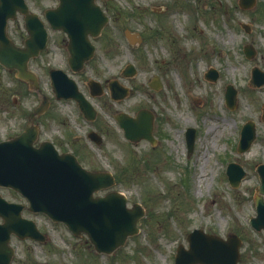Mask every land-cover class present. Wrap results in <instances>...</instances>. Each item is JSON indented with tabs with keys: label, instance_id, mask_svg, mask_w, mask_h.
Wrapping results in <instances>:
<instances>
[{
	"label": "rangeland",
	"instance_id": "obj_1",
	"mask_svg": "<svg viewBox=\"0 0 264 264\" xmlns=\"http://www.w3.org/2000/svg\"><path fill=\"white\" fill-rule=\"evenodd\" d=\"M117 1L124 15L119 16L115 30L127 25L143 32L146 39L133 47L115 31L117 47L113 45L110 52L113 70L134 63L138 75L129 78V83L139 87L115 107L108 98L110 106L102 109L110 123L105 142L94 143L92 154H82L81 159L90 169L112 171L116 183L111 188L124 193L129 206L138 202L144 207L140 231L113 253H97L86 234L74 235L63 223L26 211L24 215L39 223L48 240L12 238L15 264H175L178 245L188 247L187 234L194 228L224 238L236 233L242 238L239 264H264V230H256L250 223V217L256 215L260 184L257 166L264 162V118L260 117L264 85L249 84L252 67L264 70V0L248 9L239 0ZM28 3L43 16L56 0ZM159 7L166 9L163 16L157 14ZM245 25L251 30L246 31ZM10 33L17 42L28 36L21 19L10 20ZM50 34L47 51L30 63L40 74V92L47 95H53L47 70L62 60L57 33ZM247 44L256 50L251 58L244 53ZM114 55H118L116 60ZM211 67L220 74L216 80L205 77ZM156 76L163 83L159 89L149 85ZM229 84L237 89L235 109L226 105ZM40 92L31 91L26 82L0 65V140L24 130L29 113L40 102ZM141 107L157 115L160 140L153 145L143 139H127L111 116L117 109L134 115ZM50 108L37 118L38 142L59 138L65 132V115L73 119L74 133L83 138L89 126L71 111L72 105L54 101ZM249 119L256 121V139L249 150L239 152L240 130ZM188 127L196 128L192 152L186 140ZM230 161L246 170L236 187L226 174ZM203 165L207 176L199 190L197 179ZM2 193L8 199L24 201L12 189L2 188Z\"/></svg>",
	"mask_w": 264,
	"mask_h": 264
},
{
	"label": "water",
	"instance_id": "obj_2",
	"mask_svg": "<svg viewBox=\"0 0 264 264\" xmlns=\"http://www.w3.org/2000/svg\"><path fill=\"white\" fill-rule=\"evenodd\" d=\"M59 7L46 10V17L54 28L59 26V13L65 12V18L74 13L86 11L93 18H98L99 7L95 0H60ZM256 0H240V5L250 8ZM84 6L88 8L85 10ZM20 11L25 15L26 28L30 36L25 41V47L17 46L10 39L7 32V23L15 18ZM101 27L97 28V31ZM247 30L249 28L247 27ZM135 42V39L128 33ZM47 31L37 13L29 11L26 0H0V62L11 71L17 70V76L30 83L34 89L39 88L36 75L28 68V62L37 56L47 46ZM247 56H252L254 50L245 47ZM75 52L72 51V57ZM92 54V51L90 52ZM135 71L130 65L126 72L132 75ZM62 71H51L52 84L58 97L74 96L81 106L85 108L86 100L71 86H63L65 76ZM207 76L211 79L218 77L217 71L210 70ZM253 85L264 84V73L255 67L253 69ZM152 86L159 88V82ZM113 95L115 98L125 97ZM227 104L236 106V90L228 86L226 93ZM48 107V100H43L30 115L34 120ZM152 114L146 109L138 112L136 117L126 113L117 116L126 136L133 141L148 138L154 142L152 136ZM94 134V133H92ZM196 130L187 129L189 151L192 150ZM95 135V134H94ZM38 138L36 125H28L19 135L8 140L0 141V187H10L20 192L29 201V209L33 212H43L52 220L63 222L75 234H87L94 244L95 252L111 254L124 245L129 236L140 231L139 224L145 214L144 208L135 203L128 207L127 197L119 192L112 191L104 196H95V192L106 189L115 184L116 180L109 171L86 169L70 153L60 154L50 141H43L39 146L34 142ZM256 138L254 122H247L242 129L239 151L247 150ZM261 185L258 187L256 197V216L251 217V224L258 230L264 228V163L258 166ZM227 173L233 186H238L246 171L235 162L228 165ZM21 203L8 201L0 192V264L7 255L14 252L9 241L11 234L15 233L21 238L30 236L33 239L46 241L37 228L35 221L22 217ZM189 248L179 245L175 264H238L240 258L241 240L232 234L228 239L205 233L202 229H195L188 235Z\"/></svg>",
	"mask_w": 264,
	"mask_h": 264
},
{
	"label": "flooded vegetation",
	"instance_id": "obj_3",
	"mask_svg": "<svg viewBox=\"0 0 264 264\" xmlns=\"http://www.w3.org/2000/svg\"><path fill=\"white\" fill-rule=\"evenodd\" d=\"M177 1L178 0H171V3L176 4L178 3ZM94 3L96 6L99 7L100 10V12L98 13V18H93L86 11H79L77 13H74V15L70 16V18L68 19L64 16L65 12H61L59 13V28L57 30L51 29L49 24L46 22L48 30H51V32L55 31L57 33V44L61 51L60 54L62 58L61 63L58 66H50L48 68L47 74L49 75V83L51 85V69L54 67L61 69L62 72H64V74H66L68 77H65L66 79H64L65 81L63 82V86H73L76 89L77 93H79V95L84 96L87 105L85 106V108L82 109L79 101L74 96L66 97L63 95L60 98H57L54 91L53 95H47V92L42 90V95H40L41 99L49 98L50 102L49 107L41 115V118L45 114H47L48 111H50V106L53 105V102L55 101L59 103H69L70 105H72L73 108L71 109V111H76L78 118L88 124L89 127L86 128V133H84L82 138V135L80 136L78 134H75L73 129L71 128V120L73 119H69L65 115L66 120L62 121V124L65 128V132L61 131L59 138H57L56 140L46 138V140H51L54 143L60 153L69 152L71 154H74L75 156H77L79 161L82 162V164H84L81 159L82 154H92L90 147H92L94 143L102 145L105 142L107 131L106 128L110 125V123L103 117L102 109L103 107L110 106L108 98L113 100V104L115 107V105L121 102L122 99L113 98L112 95H122V93H125V89L126 92H128L127 95H129L130 93H133L136 90V87H139L137 85L134 86L129 83V78L133 79L136 78L138 75L139 69L134 63L133 64L135 65L136 69L134 76L129 77L127 75L126 68L129 63H126L122 67L120 65V67L118 66L119 69L117 68L116 70H113V59L110 55V52L113 50V45L117 47V42L114 40L115 38L113 36L116 31L114 25H117V20L122 15H124L120 10H118L120 9L118 1L95 0ZM58 5H60V0H56V4L54 6ZM84 8L86 10L88 7L84 6ZM158 9L161 11L157 13L158 16L159 14L163 16L165 14L164 12L166 9L162 7H159ZM16 19H21L24 22L25 27V18L22 14H18ZM98 27L101 28L97 31ZM128 30L129 34L135 40L140 41L139 44L144 42V40L146 39V35L141 31L132 29L127 25L118 27L117 31L120 32L119 34L121 36V39H123V41L125 40L128 44H130L126 35V32ZM18 42L20 44L22 43V41ZM131 45L135 47V44L131 43ZM72 51L75 52L74 57H72ZM91 51L92 54H90ZM114 56V60H116L118 58V55ZM149 82V85L152 87V80ZM102 98H105V103L103 102ZM263 106L264 101L261 104V108ZM140 109H142V107ZM112 110H115V108H113ZM139 110H137V112ZM150 111L152 112L153 116L152 136L157 142L160 140V136H158L156 132L157 115L155 111ZM120 112L129 113L120 109L115 110L114 113L112 112L111 116L117 124L119 123L116 119V116ZM137 112L135 114H137ZM260 117L262 119L264 118L262 116V113ZM67 122L70 126L66 124ZM93 132H95V135L92 134ZM143 140H146L151 143L149 139ZM81 141L84 143L82 145H78V142ZM65 144H67L68 146L66 147ZM111 191H113V189L108 188L100 191L98 194L104 195ZM26 211H28L27 208H25L23 212ZM0 222H2V219H0ZM38 227L41 231L45 232L40 225H38ZM14 237L17 236L13 235V238ZM2 263L15 264V254H11L8 260L6 255Z\"/></svg>",
	"mask_w": 264,
	"mask_h": 264
},
{
	"label": "bare ground",
	"instance_id": "obj_4",
	"mask_svg": "<svg viewBox=\"0 0 264 264\" xmlns=\"http://www.w3.org/2000/svg\"><path fill=\"white\" fill-rule=\"evenodd\" d=\"M192 95H194V94H192ZM204 156H205L206 160L209 159V153L208 152H206ZM206 176H207V170L205 169V166L203 165L202 172H201V174L199 175V177L197 179V187H198L199 190H200V187H201V183L206 178Z\"/></svg>",
	"mask_w": 264,
	"mask_h": 264
}]
</instances>
